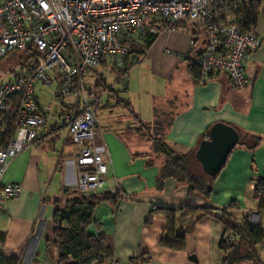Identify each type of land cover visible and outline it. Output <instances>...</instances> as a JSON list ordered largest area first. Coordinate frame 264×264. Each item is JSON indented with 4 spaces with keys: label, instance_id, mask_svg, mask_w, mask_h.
Wrapping results in <instances>:
<instances>
[{
    "label": "crops",
    "instance_id": "0c3cea01",
    "mask_svg": "<svg viewBox=\"0 0 264 264\" xmlns=\"http://www.w3.org/2000/svg\"><path fill=\"white\" fill-rule=\"evenodd\" d=\"M257 1L258 13L252 26L260 37V45L244 62L248 77L245 86L233 87L222 72L200 78L191 60L203 48L206 35L195 21L180 18L175 21L174 31L154 34L143 54L135 53L136 57L130 52L128 62H133L122 87L124 95L128 96L122 99L124 114L121 117L128 125H138L133 146L124 140L123 133L117 131L115 125L111 126L112 122L99 119L94 111L107 151L103 155L106 163L104 184L97 192L117 186L126 197L115 204L99 202L92 211L93 222L87 231L104 233L118 264H126L128 257L138 253L150 258L142 264H221L224 251L219 240L225 231L218 217L211 213L196 220L177 216L176 233L183 235L184 242L178 249L158 244L166 217L159 211L150 214L152 207L211 206L239 224L249 212L256 211L253 188L256 179L264 175V0ZM103 59L104 63L84 77L89 87L87 92L96 98L94 108L101 105V96L105 93L98 92L96 75L106 81L97 67L103 65L113 73V81L117 83V74L111 70L109 59ZM131 71L136 72L135 78L129 77ZM11 75L0 84L8 81ZM53 83L55 92L57 83ZM38 85L41 84L35 85L34 94L45 123L38 128V139L9 159L1 177L3 182L20 185L17 196L0 204V230L5 232L0 253L18 257L19 264H54V251L47 252L44 243L52 218V199L58 197L60 205H64L67 200L86 194L75 188L76 146L62 124V114L73 97L68 95L63 99L57 120L48 123L46 111L37 100ZM113 89L109 85L105 91L117 96ZM131 96L136 98L135 104ZM105 103L108 105L107 99ZM112 105L120 104L114 102ZM158 118L165 119L164 143L173 151L194 150L200 137L216 121L232 125L239 137L249 138L254 134L260 139L252 148L245 146L248 145L246 141L243 145H234L214 176L208 198L197 192L189 193L186 185L178 184L172 177L164 178L161 189L156 190L155 177L163 157L152 151L151 143V151L145 150L140 140L149 141L146 136L151 135L153 121ZM123 125L122 122L116 124L124 128ZM189 165L194 167L191 160ZM149 214L150 221L144 223ZM258 215L259 219H264V211ZM262 227L264 230V221ZM245 249L244 245H238L241 254ZM254 250L259 262L244 259L236 264H264V238L254 245ZM101 263L108 264L107 261Z\"/></svg>",
    "mask_w": 264,
    "mask_h": 264
},
{
    "label": "built area",
    "instance_id": "2783aa9c",
    "mask_svg": "<svg viewBox=\"0 0 264 264\" xmlns=\"http://www.w3.org/2000/svg\"><path fill=\"white\" fill-rule=\"evenodd\" d=\"M242 0H0V58L13 50L28 49L31 56L11 78L0 84V133L10 127L6 145L0 148V204L20 192L17 182H3L7 162L38 139L45 123L36 104L35 85L57 83L55 96L71 95L62 124L75 144V188L96 193L104 184L106 149L96 123V98L87 93L84 77L108 58L117 69L130 61V46L146 33L174 31L175 21L192 20L203 27L205 44L193 56L200 78L222 72L233 87L248 82L244 62L260 45L252 26L237 23ZM192 43V39L189 40ZM120 71L118 82L126 84ZM122 192L117 186L109 189ZM222 211L212 210L219 218ZM248 222L259 215L249 212ZM234 235H227L229 243ZM113 264H118L113 260Z\"/></svg>",
    "mask_w": 264,
    "mask_h": 264
},
{
    "label": "trees",
    "instance_id": "16d2710c",
    "mask_svg": "<svg viewBox=\"0 0 264 264\" xmlns=\"http://www.w3.org/2000/svg\"><path fill=\"white\" fill-rule=\"evenodd\" d=\"M258 6L259 2L257 0H242L237 13V23L243 27L252 26L256 20ZM153 37L154 34L146 33L140 38L138 43L131 44L130 52H133V54H143ZM15 51L17 50L11 52ZM22 51L26 53L23 59L25 62L31 56V52L28 49ZM104 61L105 60L102 58L99 64L104 63ZM132 62H125L124 67L121 69H117L113 65L110 66L111 70L117 74V82L119 72L123 71L127 75ZM94 68L91 70L95 71ZM96 76H98V78L95 82V86L98 85V92L105 91L109 86L101 75L98 74ZM164 121L165 119L159 118L154 120L151 126L153 131L150 136H146L151 143L152 151L163 157L155 177L156 190L161 189L164 178L172 177L178 184L186 185L189 193L197 192L202 194L204 198H208L215 175L208 176L201 171L198 162L193 156L195 149L173 151L167 148L164 143L162 131L165 125ZM10 134V127L0 133V148L6 145ZM204 137H207V132L204 133V136H201L200 139ZM248 137L249 138L245 135L240 136L237 145H243L246 141L245 143L248 145L245 146L247 148H252L260 139L259 136L254 134ZM190 160L193 162L194 167L189 165ZM253 196L257 200L256 212L260 213L264 211V175L256 179L253 188ZM125 197L123 193L116 192L112 194L109 191H103L80 194L67 200L64 205H60V199L58 197L52 199V218L49 230L44 236V243L47 252L54 251V264H89L90 262L101 263L104 261H107L108 264H113V260L115 259L113 258L112 247L106 241L104 233H89L87 227L93 222L92 211L99 202L110 201L115 204L120 198ZM212 210L211 206H184L178 208L162 206L152 207L149 211L150 214L159 211L166 217V225L160 233L158 244L181 249L184 244L183 235L181 233H176V217L189 216L192 220H196L204 215L210 214ZM150 214L145 219L144 223L150 221ZM219 220L223 224L225 231L219 240V246L224 251L221 264H236L237 261L244 259L259 262V257L254 250V245L264 238V230L262 227L264 219H259L256 224H252L248 222L245 217L242 223L239 224L226 213L222 212L219 216ZM227 235H234L229 243H225L224 241ZM4 237L5 232L0 230V247L3 245ZM238 245H244L246 247L244 254H241L237 250ZM149 259V256L138 253L128 257L126 259V264H142L148 262ZM19 263L20 260L18 257L5 256L0 253V264Z\"/></svg>",
    "mask_w": 264,
    "mask_h": 264
},
{
    "label": "rangeland",
    "instance_id": "374dc122",
    "mask_svg": "<svg viewBox=\"0 0 264 264\" xmlns=\"http://www.w3.org/2000/svg\"><path fill=\"white\" fill-rule=\"evenodd\" d=\"M26 53L23 52L22 50H17L15 52H9L7 53L4 57H2V59H0V82L5 81L6 79H8V77L11 75V73L13 72H17L19 71L23 65H24V61L23 59L25 58ZM24 62V63H23ZM98 72L102 73L105 78H106V82L107 85L113 89L115 95L117 96H112L113 92L110 91V93H108L107 91H104V95L101 96V105L97 106L96 108H94L95 111V115L96 117H100L101 118H106L108 119L111 123V126L116 127L117 131L120 130V132L123 133L124 135V140L128 143H131V146H133V141L135 140V128L138 127V125L136 123H131V124H126L124 123V120H122V114H124V105H123V100L125 96H128L127 93L124 95V89H122V86L120 83H115L113 81L114 79V75L111 72H108L105 67L102 66H98L97 67ZM130 69H128L129 72ZM129 74V73H128ZM130 78H135L136 77V72L135 71H131L129 74ZM126 78L128 80V75H126ZM53 88H54V83H51L49 85L43 86V85H38L37 89H36V96H37V100L38 103L40 105V107H42L47 114V121L48 123H52L55 120H57V114L60 112V108L61 106V102L60 100L55 96V92H53ZM111 94V96H109ZM108 101V105H106L107 103H105V101ZM132 99V103L135 104L137 102L136 98L134 96H131ZM114 102L119 103V106H114L112 104H114ZM61 106V107H60ZM109 108H114L109 110ZM119 115V117H117ZM116 121L117 123H121L124 126L123 127H118L116 126V124H114V121ZM122 128V130L120 129ZM124 129V130H123ZM140 140V139H138ZM142 142V143H141ZM140 144H142V147L145 148V150H147L148 152L151 151L150 148V142L142 139L140 140ZM195 165V163H194ZM196 166V165H195ZM51 185H54L53 183H51ZM51 187V186H50ZM51 191V190H50ZM59 192V191H58ZM51 193V192H50ZM62 193V192H60ZM49 212L51 210L50 206H48ZM100 264H105V263H100Z\"/></svg>",
    "mask_w": 264,
    "mask_h": 264
},
{
    "label": "water",
    "instance_id": "95a60500",
    "mask_svg": "<svg viewBox=\"0 0 264 264\" xmlns=\"http://www.w3.org/2000/svg\"><path fill=\"white\" fill-rule=\"evenodd\" d=\"M238 139L239 134L232 125L213 122L207 130V137L198 141L193 153L201 171L208 176L216 175Z\"/></svg>",
    "mask_w": 264,
    "mask_h": 264
}]
</instances>
